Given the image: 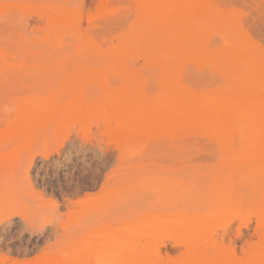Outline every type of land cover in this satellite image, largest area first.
Wrapping results in <instances>:
<instances>
[{
	"label": "rangeland",
	"instance_id": "obj_1",
	"mask_svg": "<svg viewBox=\"0 0 264 264\" xmlns=\"http://www.w3.org/2000/svg\"><path fill=\"white\" fill-rule=\"evenodd\" d=\"M255 102L264 0H0V264H264Z\"/></svg>",
	"mask_w": 264,
	"mask_h": 264
},
{
	"label": "bare ground",
	"instance_id": "obj_2",
	"mask_svg": "<svg viewBox=\"0 0 264 264\" xmlns=\"http://www.w3.org/2000/svg\"><path fill=\"white\" fill-rule=\"evenodd\" d=\"M166 3H168V2H166ZM166 5V4H165ZM186 8V7H185ZM155 10V9H154ZM158 18V17H157ZM161 31V30H160ZM187 43V42H186ZM185 43V44H186ZM181 46V45H180ZM181 47H183V48H185L184 46H181ZM185 51V50H184ZM183 51V52H184ZM142 53V52H141ZM149 53V52H148ZM151 54L152 55H154V56H158V55H160V54H164V55H169V56H176V52L175 51H169L168 53H164V52H161L160 51V49L159 48H156V49H154V50H152L151 51ZM199 58V57H198ZM164 65V64H163ZM165 65H167V64H165ZM165 69L167 68V67H164ZM168 69V68H167ZM244 98V97H243ZM206 99H209V98H206ZM177 100V99H176ZM213 100V99H212ZM250 100V99H249ZM249 100H247V101H249ZM250 102V101H249ZM139 103V102H138ZM172 104L173 103V100L171 99V97H165L162 101H161V103L160 104H162L163 106H166V107H168V105L169 104ZM213 103L215 104L214 105V107H219V105H220V101L218 100V99H214V101H213ZM233 103V102H232ZM260 103H261V101H260ZM260 103H254L253 105H254V108H253V106H252V108L254 109L253 111H251V110H248L247 109V107L246 106H244V107H241L240 106V108L239 109H237V110H235L236 111V118H245V119H247V122H246V124H247V127H248V129L249 130H254L255 128H257L258 129V127L259 128H263L264 129V106L262 105V104H260ZM234 104V103H233ZM237 105V104H236ZM180 107H182L181 105H180ZM196 107V106H195ZM251 108V107H250ZM193 111V110H192ZM150 116V115H149ZM162 118V117H161ZM210 118H212V117H210ZM153 119H154V116H153ZM157 120L158 119H160L159 118V116L156 118ZM214 119V118H213ZM245 119H242L243 121L245 120ZM146 120H147V118H146ZM212 120V119H211ZM151 122V121H150ZM216 122V121H215ZM187 124V123H186ZM185 124V125H186ZM217 124V123H216ZM175 126V125H174ZM22 127V126H21ZM222 127V126H221ZM19 128V127H18ZM236 129V128H235ZM245 130V129H244ZM16 131V130H15ZM248 132V131H247ZM220 133V132H219ZM250 134V133H249ZM255 134V133H254ZM261 134V133H260ZM252 137H254L253 135H252ZM258 137H261V136H258ZM263 140V139H262ZM258 143V142H257ZM260 143V142H259ZM247 145V144H246ZM257 145V144H256ZM258 146V145H257ZM262 153V152H261ZM246 157V156H245ZM264 158V157H263ZM264 164V163H263ZM263 167H264V165H263ZM262 255V254H261ZM262 257H264V256H262ZM200 260H201V258H200ZM263 261V260H262ZM203 262V261H202ZM208 262V261H207ZM206 262V263H207ZM212 262V261H211ZM264 262V261H263ZM213 263H214V261H213ZM261 263V262H260ZM205 264V263H204ZM207 264H209V263H207ZM211 264V263H210ZM215 264V263H214Z\"/></svg>",
	"mask_w": 264,
	"mask_h": 264
}]
</instances>
